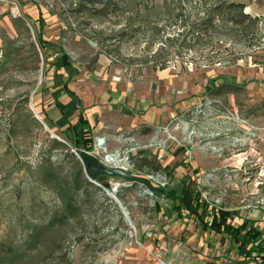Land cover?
I'll use <instances>...</instances> for the list:
<instances>
[{
  "label": "rangeland",
  "instance_id": "obj_1",
  "mask_svg": "<svg viewBox=\"0 0 264 264\" xmlns=\"http://www.w3.org/2000/svg\"><path fill=\"white\" fill-rule=\"evenodd\" d=\"M38 1L52 13L46 37L90 77L165 71L199 82L222 71L256 79L227 94L206 91L159 127L102 129L85 150L114 169L105 157L119 152V166L134 165L129 174L178 190L181 173H173L182 162L206 203L258 214L264 227V0ZM10 2V14L24 16L18 1ZM233 2L248 14L244 22H231ZM23 26L0 51V264H121L133 244L148 259L143 245L158 228L157 206L168 200L95 165L88 173L73 136L37 119L45 109V61L56 52L47 53L33 27ZM100 136L105 149L98 153ZM117 185L130 221L107 192ZM226 243L218 245L219 259L254 264Z\"/></svg>",
  "mask_w": 264,
  "mask_h": 264
},
{
  "label": "crops",
  "instance_id": "obj_2",
  "mask_svg": "<svg viewBox=\"0 0 264 264\" xmlns=\"http://www.w3.org/2000/svg\"><path fill=\"white\" fill-rule=\"evenodd\" d=\"M10 1L0 0V51L5 44L7 35L11 36L12 34L19 37L23 32L24 22H27L35 30L38 45L47 53L52 52V50L56 52L55 58H49L48 54L46 56L48 57L45 61L46 80L40 87L39 95L45 103L43 117L41 116L42 120L49 128L58 130L61 134H64L63 130L69 124L76 123L80 116L90 122L91 133L94 138L95 133L107 128L114 131H124L137 130L146 126L148 130L150 127H159V125L169 122L177 112L185 111L189 106L198 102L197 100L201 99L199 96L202 93L206 91L215 93L208 89V82L211 78L218 77V74L224 73L219 71L216 76L209 80L205 79L206 81L199 82H197L198 78L193 79V77H186L184 74L169 76L165 71L158 73L151 71L150 74H144L140 78H126L125 75L114 74L109 76L107 73L96 78L82 72L81 68L72 61L79 70L69 74L65 70L63 52L59 47L62 46L64 49V46L56 41H50L45 34V28L51 25L52 13L48 11L49 17H47L38 0H16L22 15H24L16 17L10 14L9 9L12 6ZM39 37L43 40L42 44L39 42ZM236 77L238 83L244 82L241 77ZM249 80L248 83L256 81V79ZM222 81V78H218L214 85L218 86ZM66 88L78 97V102ZM178 165L173 174L176 176L181 173L179 175L180 183L181 180H192L194 176H190L191 174L186 170L182 171L184 163ZM143 177L148 176L143 175ZM129 182L136 183L138 181ZM151 182L154 185L153 181ZM159 183L161 185L154 186L160 188L168 185ZM154 191L159 192L160 190ZM157 196H162L169 203L171 202L163 194ZM157 207L159 213L155 227L158 226V228L153 230V239H150L146 245L159 247L167 259L216 262L221 260L219 259L218 245L225 240L227 241L226 244L229 242V244L235 245L238 253L242 254L244 259L253 261L244 250L238 248L231 235L218 233L211 227L213 216L210 210L200 213L199 216V214L185 210H182L181 213L174 211L168 203L166 206ZM235 211L244 214L241 210ZM244 215L259 219L257 226L261 227L259 225L261 218L258 214ZM261 228L264 229V227ZM124 253V258L127 257L121 264H152L150 259H146L141 249L134 244L125 248ZM222 262V264H226L224 260Z\"/></svg>",
  "mask_w": 264,
  "mask_h": 264
},
{
  "label": "trees",
  "instance_id": "obj_3",
  "mask_svg": "<svg viewBox=\"0 0 264 264\" xmlns=\"http://www.w3.org/2000/svg\"><path fill=\"white\" fill-rule=\"evenodd\" d=\"M230 9L237 10V14L230 18L231 22L236 24L244 22L249 17L244 14L240 3H231ZM235 17V18H234ZM42 38L39 37V42L42 44ZM63 52V59L65 61V70L69 74L78 71V67L72 62L69 54L65 53L62 46H59ZM218 78H222V83L215 86L214 83ZM250 80L243 83L237 82L235 75L226 73L218 74V77L211 78L208 82V89L218 95L225 90L229 93L237 86H246ZM67 89V88H66ZM69 94L78 102V97L70 90L67 89ZM90 122L88 119L80 116L79 120L74 124H69L64 130V134H71L75 139L76 147L79 149L93 150L94 135L91 133ZM68 138V137H67ZM182 163V162H181ZM162 189L158 194H163L170 199L169 207L174 211L181 213L182 210L194 212L196 214L203 213L210 210L212 213L211 227L218 233L231 235L239 249L244 250L249 258L256 261L255 264H264V229L257 226L259 219L256 217H249L241 214L239 211L228 210L224 207L216 208L202 197V193L196 188H193L192 180H181L180 190L176 187L161 186Z\"/></svg>",
  "mask_w": 264,
  "mask_h": 264
},
{
  "label": "water",
  "instance_id": "obj_4",
  "mask_svg": "<svg viewBox=\"0 0 264 264\" xmlns=\"http://www.w3.org/2000/svg\"><path fill=\"white\" fill-rule=\"evenodd\" d=\"M36 115H37L36 116L37 119L38 120L40 119L45 124V126L47 128H49L48 125L45 123V121L42 120L41 116H39L38 114H36ZM53 135H56V134H53ZM56 137H58L61 141H64L58 135H56ZM80 152H81L80 156H81V158L83 160V163L85 164V167H86V170H87L88 173H90L91 167L93 165H95L97 167V169L100 170V173L101 172L102 173H105L108 176H112V177L121 176V177H123V178H125V179H127L129 181H138V182H141L142 184L146 185L148 189H150L152 191H154V190H157V191L160 190L161 191L162 190V189H159L158 187H155L152 184V182L150 181V179L148 177L139 176V175H136V174H133V173L132 174H129V172H128L129 170L128 169H126L124 167L122 168L119 165H118L119 167L116 165L117 166L116 169H114L113 167L112 168L105 167L102 163L99 164L97 162V160L94 159L89 154V152H87L85 149H82ZM91 177L92 178H95L96 177V174H91ZM116 189H117V187L116 188H113L112 192L109 191V189H107V192H109L111 195H113V198L115 199V201L119 204L120 208H122L123 213L126 216L127 220L130 221L128 211L126 210V208H124L122 206L121 201L119 200L118 196L116 195V191H117Z\"/></svg>",
  "mask_w": 264,
  "mask_h": 264
},
{
  "label": "built area",
  "instance_id": "obj_5",
  "mask_svg": "<svg viewBox=\"0 0 264 264\" xmlns=\"http://www.w3.org/2000/svg\"><path fill=\"white\" fill-rule=\"evenodd\" d=\"M18 8H15L17 11ZM15 15H18L16 12ZM164 185V183H163ZM143 250L147 254V257L150 259L152 264H222V260H218L216 262H201V261H187L184 259H167L164 257L163 252L159 247L143 245Z\"/></svg>",
  "mask_w": 264,
  "mask_h": 264
},
{
  "label": "bare ground",
  "instance_id": "obj_6",
  "mask_svg": "<svg viewBox=\"0 0 264 264\" xmlns=\"http://www.w3.org/2000/svg\"><path fill=\"white\" fill-rule=\"evenodd\" d=\"M184 126H185V128H187V124L186 123H185ZM104 142H105L104 137L100 136V137L97 138V140H96V149H97L98 153H100L101 150L105 149L104 148V146H105ZM105 159H106L105 162L106 163H110L112 166L122 165V160L120 159L119 152H116L115 154H108L105 157ZM126 169L133 170L134 169V165L128 166ZM118 186L119 185H117L116 187H118Z\"/></svg>",
  "mask_w": 264,
  "mask_h": 264
}]
</instances>
